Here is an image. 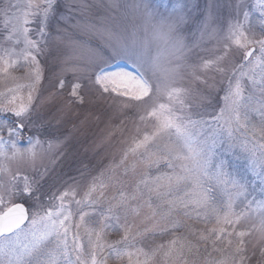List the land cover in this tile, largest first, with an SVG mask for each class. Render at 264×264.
Listing matches in <instances>:
<instances>
[{"label": "snow or ice", "instance_id": "1", "mask_svg": "<svg viewBox=\"0 0 264 264\" xmlns=\"http://www.w3.org/2000/svg\"><path fill=\"white\" fill-rule=\"evenodd\" d=\"M105 7L101 28L89 0L0 3V73L25 70L0 93V264H244V238L264 240V0H229L227 15L216 0H138L130 30L128 5ZM69 32L100 35L104 56ZM50 56L51 98L67 88L70 108L98 94L144 125L79 199L75 178L45 191L43 161L63 143L45 139L36 103Z\"/></svg>", "mask_w": 264, "mask_h": 264}, {"label": "rangeland", "instance_id": "2", "mask_svg": "<svg viewBox=\"0 0 264 264\" xmlns=\"http://www.w3.org/2000/svg\"><path fill=\"white\" fill-rule=\"evenodd\" d=\"M2 2L3 0H0V3ZM89 2L99 6L94 18L95 22L101 28L107 26L108 22L105 21V17L108 15V11L105 6L112 4L113 0H89ZM119 2L129 6L122 11L121 16L124 24L129 26L130 30V24L133 21L138 22L137 16L131 7L138 0H119ZM147 2L162 5L167 3L168 0H147ZM200 2L203 5L205 0H200ZM216 2L221 12L227 15L229 0H216ZM254 22H258V19ZM67 38L86 42L101 57L105 54L106 45L104 40L96 33L73 36L69 32ZM206 47H211V45L206 44ZM201 55H211V53H201ZM114 63H117V61H114ZM118 63L130 70L123 61H118ZM42 66L44 68V80L40 86V99L36 103L39 106V113L45 117V139L58 136L63 142L59 148L62 156L58 160L53 161L51 164H49L48 159L43 161V164L49 167L45 191L49 194L58 193L67 185L73 184L72 178H75V181L79 184L77 190V198L79 199L87 190L90 177L99 174L118 161L122 150L126 147V142L134 134L136 128L140 127L143 130L144 125L139 120V110L114 107L112 101L105 100L100 98L98 94L87 91L84 93V103L74 104L70 108L66 107L67 88L64 90L63 95H57L54 99L50 96V93L55 91L52 87L56 82L53 74L59 72L60 61L54 56H50L42 60ZM24 75L25 70L23 69H12L9 75L0 73V93H6L8 89L24 83L25 81L22 79H13V77ZM67 79H72L71 74H68ZM42 100L44 101L43 104H41ZM186 102L193 105L198 103L195 97L189 98ZM53 143L55 142L53 141ZM22 147H26V145L22 143ZM56 151L57 148L53 147L52 152L55 153ZM10 167L12 171H16L17 164L13 162ZM21 171H27L31 175V171L28 169H21ZM73 207L75 206L73 205ZM259 212L260 210L253 208L251 214L259 215ZM195 226L198 228L204 227L202 224ZM208 227H212V225L209 224ZM119 238L117 233H112L106 237L108 241H115ZM171 238V236L164 235L152 241V244L165 243ZM244 239L246 241L244 255L247 257L244 264H264V254H262L264 252V240H261L256 234L250 237L246 236ZM209 250H211L210 247ZM201 252H203V247H201ZM211 258L221 259L222 257L219 253L212 252ZM109 264H127V257L120 261L111 259Z\"/></svg>", "mask_w": 264, "mask_h": 264}]
</instances>
